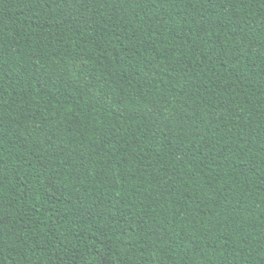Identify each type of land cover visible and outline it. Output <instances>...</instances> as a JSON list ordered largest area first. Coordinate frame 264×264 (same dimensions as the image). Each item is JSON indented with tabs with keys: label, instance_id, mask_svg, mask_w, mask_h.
Returning <instances> with one entry per match:
<instances>
[{
	"label": "trees",
	"instance_id": "16d2710c",
	"mask_svg": "<svg viewBox=\"0 0 264 264\" xmlns=\"http://www.w3.org/2000/svg\"><path fill=\"white\" fill-rule=\"evenodd\" d=\"M0 264H264V0H0Z\"/></svg>",
	"mask_w": 264,
	"mask_h": 264
}]
</instances>
